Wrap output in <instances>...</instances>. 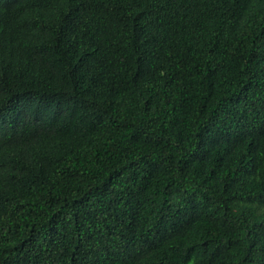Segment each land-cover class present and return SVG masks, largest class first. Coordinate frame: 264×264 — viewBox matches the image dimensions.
Instances as JSON below:
<instances>
[{"label": "trees", "instance_id": "obj_1", "mask_svg": "<svg viewBox=\"0 0 264 264\" xmlns=\"http://www.w3.org/2000/svg\"><path fill=\"white\" fill-rule=\"evenodd\" d=\"M0 264H264V0H0Z\"/></svg>", "mask_w": 264, "mask_h": 264}]
</instances>
